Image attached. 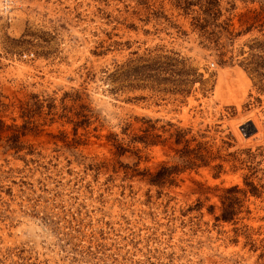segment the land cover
Here are the masks:
<instances>
[{
  "label": "rangeland",
  "instance_id": "1",
  "mask_svg": "<svg viewBox=\"0 0 264 264\" xmlns=\"http://www.w3.org/2000/svg\"><path fill=\"white\" fill-rule=\"evenodd\" d=\"M0 264H264V0H0Z\"/></svg>",
  "mask_w": 264,
  "mask_h": 264
},
{
  "label": "trees",
  "instance_id": "2",
  "mask_svg": "<svg viewBox=\"0 0 264 264\" xmlns=\"http://www.w3.org/2000/svg\"><path fill=\"white\" fill-rule=\"evenodd\" d=\"M210 4V3H209ZM218 19V16L216 14H212L211 9L210 10H206L204 12V17L203 18H196L195 21L198 24L200 22V24L198 25L200 27V29H205L208 28V26H215L214 22H216ZM217 26V25H216ZM163 170V169H162ZM164 170H167V168H164ZM162 173L159 174V176ZM158 176V175H157ZM225 213H227V210L224 211V216H222V219H226V215Z\"/></svg>",
  "mask_w": 264,
  "mask_h": 264
}]
</instances>
